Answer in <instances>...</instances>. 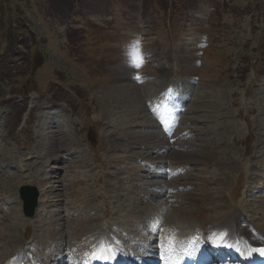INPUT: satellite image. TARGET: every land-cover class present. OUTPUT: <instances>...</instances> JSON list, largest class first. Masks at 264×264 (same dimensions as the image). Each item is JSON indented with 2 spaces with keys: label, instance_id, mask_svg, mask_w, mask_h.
<instances>
[{
  "label": "rangeland",
  "instance_id": "rangeland-1",
  "mask_svg": "<svg viewBox=\"0 0 264 264\" xmlns=\"http://www.w3.org/2000/svg\"><path fill=\"white\" fill-rule=\"evenodd\" d=\"M170 2L0 0V264L19 240L57 264L98 225L126 249L160 221L264 230V0Z\"/></svg>",
  "mask_w": 264,
  "mask_h": 264
},
{
  "label": "bare ground",
  "instance_id": "bare-ground-1",
  "mask_svg": "<svg viewBox=\"0 0 264 264\" xmlns=\"http://www.w3.org/2000/svg\"><path fill=\"white\" fill-rule=\"evenodd\" d=\"M56 128H58V127H56ZM29 159H31V158H29ZM22 162H23V160H19V163H17V166L18 165H21V167L23 166V168L26 166H24V164H22ZM24 163H25V161H24ZM28 163V162H27ZM33 164V163H32ZM41 164V163H40ZM28 166H29V164H28ZM41 166V165H40ZM46 168V167H45ZM43 170V169H42ZM45 171H46V169H44ZM58 171L59 170V168H53V171ZM14 173H16V172H14ZM47 173V172H46ZM50 175V174H49ZM46 179V178H45ZM181 196V195H180ZM179 196V197H180ZM177 198H178V196H176ZM177 198H176V200H177ZM182 198V197H181ZM180 199V198H179ZM168 202V201H167ZM170 202V201H169ZM169 204H171V203H169ZM173 204V203H172ZM163 205V204H162ZM165 205H167V203L165 204ZM165 205H163V206H161V205H158V210L159 211H162L163 210V207L165 208ZM168 206V205H167ZM166 206V207H167ZM171 206H173V205H171ZM222 206V205H221ZM155 209H157L156 207H154ZM181 208V207H180ZM217 208H219V207H217ZM45 208H43V213L44 214H46L45 213ZM145 210H146V212H145V214L146 213H151L152 211H151V207H149V210L147 209V208H145ZM172 210L173 211H175L174 210V207H172ZM144 211V210H143ZM166 211V209H164V212ZM179 211V210H178ZM37 212H38V210H37ZM42 212V211H41ZM169 213H171V212H169ZM167 214V213H166ZM242 216V215H241ZM175 217V216H174ZM149 217H147V218H145V219H143V222L142 223H148V221H150L149 219H148ZM161 218V217H160ZM220 218V217H219ZM226 219H227V222L228 223H231L232 225H234L235 226V229H236V236L238 237V239H239V241H240V246L241 247H243V250H242V252H243V255H245L246 257H250L253 253L252 252H255L256 254H258V256L261 258V256L259 255V248H263L264 247V230H262V228L260 227L259 228V230H260V232H258V233H256V232H252V231H250V230H241L242 229V227L241 226H239L240 224H239V222L241 221L240 220V213H238V212H234V213H231V214H228V216L227 217H225ZM167 219V218H166ZM83 220V219H82ZM168 220V219H167ZM40 223V222H39ZM141 223V224H142ZM165 223V221H160L159 223H158V227H160L159 229L160 230H162L163 228V232H160V231H158V232H160L161 234V236L162 237H164L166 240H171V241H174V240H176V241H174V242H177V241H182V242H185L186 240L188 241L189 239H192L193 238V236H191V233H188V232H186V230H184L185 229V227H184V229H182L181 227H176V228H173L172 227V229H170L171 228V226H168V223H166V224H164ZM146 226V225H145ZM145 226H142L143 227V231L145 232V230H147L146 228L147 227H145ZM182 226V225H181ZM156 227V226H155ZM183 227V226H182ZM13 228V227H12ZM16 227H14V229H15ZM158 229V230H159ZM244 229V228H243ZM16 230V229H15ZM14 231V230H13ZM86 231V230H85ZM84 231V232H85ZM190 231V230H189ZM15 232V231H14ZM84 232H81V234L82 233H84ZM235 232V231H234ZM234 232H232L231 234H233ZM147 233H148V231H147ZM70 234H68V236H69ZM96 235H98L99 237V240L98 241H95V242H98V245H99V247H100V249H101V251L102 252H104V248L105 247H107V248H111L112 249V251H114V252H118L119 251V249H121V245L123 244V242H122V244L120 243L121 242V239H122V236L124 235L123 233H119V236H116V235H113V234H111V233H109V231H107V230H105V228L102 226V225H98V230H97V232H96ZM138 235H140V234H138ZM149 235H151V237L149 238V240H147L148 242L149 241H152L153 239H154V233L153 232H150L149 233ZM81 236V238H80V240H81V242L82 243H85V242H88V244L90 243V245H92V248H93V246H94V243H93V241H92V236H90V234H86V235H80ZM137 236V235H136ZM135 236V237H136ZM148 236V235H147ZM58 237H61V236H59L58 235ZM65 237V236H64ZM118 237V238H117ZM120 237V238H119ZM84 238L86 239V240H84ZM138 238V237H137ZM88 239V240H87ZM215 239H216V237H215ZM56 240V239H55ZM123 240V239H122ZM223 240H225L226 242H231V240H232V238H231V235L230 236H228V235H226L225 237H224V239ZM78 241V240H77ZM133 241H135V239L133 240ZM136 242V241H135ZM137 242H139V241H137ZM66 244V243H65ZM43 245V244H42ZM42 245L40 246V249L42 248ZM64 247V246H63ZM95 247V246H94ZM16 248H17V252L16 253H14V254H11V256H9L3 263L4 264H22V262H23V264H34V262L35 261H38L39 260V258H38V256H36V255H34V254H30V255H28L27 254V251H28V249H25V247H24V245L22 244V241H18V243L16 244ZM59 250L60 251H62L63 253H65L66 254V257H68V255L69 254H72L73 252H74V249H70V247L68 248V249H66V250H63V248L62 247H59ZM5 251V250H4ZM1 252V251H0ZM102 252H97L96 254V257H99L100 255H101V253ZM108 253H105V255H107ZM89 255H92V252L90 251L89 252ZM85 256H87V255H85ZM65 257V258H66ZM51 258V257H50ZM49 257L47 258H43L42 259V262H41V264H47V261L50 259ZM45 260V261H44ZM44 261V262H43ZM59 264H73V262H63V263H59Z\"/></svg>",
  "mask_w": 264,
  "mask_h": 264
},
{
  "label": "water",
  "instance_id": "water-1",
  "mask_svg": "<svg viewBox=\"0 0 264 264\" xmlns=\"http://www.w3.org/2000/svg\"><path fill=\"white\" fill-rule=\"evenodd\" d=\"M20 197L24 202V211L28 216H32L36 205L37 191L35 188L22 187L19 191Z\"/></svg>",
  "mask_w": 264,
  "mask_h": 264
},
{
  "label": "trees",
  "instance_id": "trees-1",
  "mask_svg": "<svg viewBox=\"0 0 264 264\" xmlns=\"http://www.w3.org/2000/svg\"><path fill=\"white\" fill-rule=\"evenodd\" d=\"M47 1H48V4L51 6L52 11L62 12L65 8H68V7L70 8L71 6L73 7V5L75 4H80L82 0H47ZM172 1H174V4H175V0H172ZM144 2L145 4L153 3L152 0H144ZM159 4L164 9L166 6V0H159Z\"/></svg>",
  "mask_w": 264,
  "mask_h": 264
},
{
  "label": "snow or ice",
  "instance_id": "snow-or-ice-1",
  "mask_svg": "<svg viewBox=\"0 0 264 264\" xmlns=\"http://www.w3.org/2000/svg\"><path fill=\"white\" fill-rule=\"evenodd\" d=\"M129 55H130V58L134 64V66L140 67L141 64L143 63V56H142V54L139 53V42L138 41L136 42V45H134L133 48L130 50ZM169 91H171V90H169ZM110 251L111 250L109 248L105 247L104 252H102L101 255L99 257H96V258L107 260L110 257L106 256L105 253H110ZM261 254H264V250H262Z\"/></svg>",
  "mask_w": 264,
  "mask_h": 264
}]
</instances>
